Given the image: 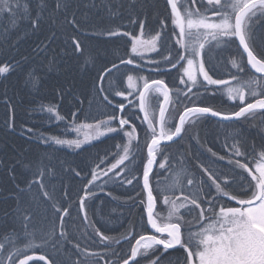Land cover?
Instances as JSON below:
<instances>
[{
	"label": "snow or ice",
	"instance_id": "obj_1",
	"mask_svg": "<svg viewBox=\"0 0 264 264\" xmlns=\"http://www.w3.org/2000/svg\"><path fill=\"white\" fill-rule=\"evenodd\" d=\"M46 7V0H43V3H38L35 7L25 5L21 11L19 3L14 8L9 0H0V13L9 14L13 24L17 16L26 19L33 32L40 31ZM61 8L66 10L68 5L64 0H57L54 10L59 11ZM166 9H170L166 19L172 26L166 41L162 39L163 29L167 28L165 21L160 22L162 31L150 33L147 37L143 22L138 24L139 35L113 29L106 32L109 37L128 39L125 41L124 55L118 57L119 63L112 61V67L102 70L103 74L98 76V80L103 81L109 74L115 75L113 69L119 72L123 65L127 68L125 75L129 89L127 95L122 87L113 88L109 92V95L123 97L115 104L109 99V95L104 97L113 109L107 119L79 123L80 117L73 112L70 114L72 124L69 125L55 106H49L48 119L54 117L64 122L66 131L70 128L77 132L78 137L83 133L84 139H62L55 136L41 138L48 146L66 145L77 149L84 144L95 147L92 141L105 142L101 140L102 137L121 141L114 162L109 161L101 169L100 165L105 163L108 153L102 158L98 157L99 162L91 170V180L87 181L84 189V197L79 200L78 207L81 211L84 210L85 199L95 196L96 189H103L109 182L121 187L131 185L132 191H136L140 179L133 172L137 170H130L125 163L135 159V149L140 155L142 168L141 192L146 193V203L144 196L137 193L140 195V203L144 205L142 219L146 214L144 231L137 233L133 230L131 234H125L123 239L128 244V249L124 250L120 240H113L100 229L94 228L93 235L99 237L103 248L100 251L82 249L81 244L73 242L65 230L67 222L64 217L70 216L68 209L53 198L55 188L52 187L50 191L49 184L43 182L47 171H38L36 175L40 178L29 181L27 188L31 191L33 184L37 186L38 196L34 198L38 201L37 207L42 203L55 214L56 221H59V232L57 233V225L53 221L52 229L40 237L42 244H35L34 239H27L29 235L34 236L29 229L33 227L36 213L30 207L25 208L17 199L13 219L18 220L24 230V238L17 233V239L24 244V248H17L15 253L9 252V264H16L12 255L17 258L23 256L19 264H26L33 259L27 254L28 250L46 246L50 238H53L52 243L57 247L61 241L73 243L77 252L83 251L86 257L91 258L78 260L75 264H101V261L103 264H264V137L258 155L256 146L249 149L238 135L233 138L232 144L226 145L227 156L208 148L207 151L215 159L206 158L207 162L200 166L202 174L199 177L191 174L182 163L173 168L164 157L172 144H178L184 138L187 133L186 124L195 125L208 117H219L221 121L239 120L241 117L254 115L257 109L264 115V0H166ZM257 22H260L259 28L256 27ZM70 23L78 30L75 18ZM73 42V51H79L81 45L75 40ZM41 45L37 46L38 51L47 48V44L41 42ZM213 52L216 57L221 58V63H230L236 69L235 72L229 69L230 79L216 75V66L212 64ZM146 53H156V56H148ZM225 56L227 60L222 59ZM138 61L146 63L142 65ZM130 65L133 67L128 68ZM149 65L155 67H148ZM9 67L12 66L7 63L0 67V75L7 73ZM144 68L149 73L158 72L161 76L169 75L175 69L179 85L183 87L173 85L170 88L162 78L140 75ZM241 73L244 74L243 77ZM254 73L260 75L257 77ZM120 84H123L122 79ZM99 91L104 89L100 88ZM173 91L175 101L172 99ZM149 92L163 97L158 117L154 112L150 115ZM217 92L223 93L230 101H238L239 110L226 114L203 103L208 95H215ZM181 96L188 103H184ZM249 96L255 97V101L248 100ZM170 102L184 104L178 123L172 125L166 119L167 108L164 106ZM137 108L139 111H136ZM140 112L144 113L141 124H147L146 129L141 128L146 141V156L136 136L135 121L140 119ZM28 131L31 132L32 129ZM149 136L150 142H147ZM134 141L137 142L134 144ZM158 155L161 157L160 162L157 161ZM220 161L226 163L219 164ZM154 165L161 169L167 165L173 171L171 181L163 189L159 185L154 187L150 182ZM101 174L107 179H102ZM75 175L80 176L81 173L76 171ZM98 180L101 183H95ZM92 185L95 186L91 187ZM17 188L24 191L19 185ZM129 199H132L131 195ZM161 201L167 205L165 216L156 211ZM233 201L234 204L230 203ZM193 221L195 227L191 226ZM83 222H87L86 214ZM186 224L189 226L185 227ZM113 244H120V249L113 250ZM2 248L3 245H0V249ZM113 256L116 260H112ZM39 259L44 260L45 257L40 256ZM52 264H55L54 260Z\"/></svg>",
	"mask_w": 264,
	"mask_h": 264
},
{
	"label": "trees",
	"instance_id": "obj_2",
	"mask_svg": "<svg viewBox=\"0 0 264 264\" xmlns=\"http://www.w3.org/2000/svg\"><path fill=\"white\" fill-rule=\"evenodd\" d=\"M9 2L14 8L19 3L23 11V6L35 7L36 4L43 3V0H9ZM64 2L67 3L68 8L55 11L57 0H46L47 7L43 12L39 32H33L26 19L17 16L13 24L9 14L0 13V67H4L6 63L12 66L7 73L0 75V245H3L0 249V264H9V252L15 253L17 248H24V244L17 239V233H20L21 238L25 237L24 230L19 221L13 219L17 199L25 208L30 207L36 213L33 227L29 229L34 236L29 235L27 239H34L35 244H42L40 237L52 229L53 221L56 222L57 233L59 232V221H56L55 214L50 209H46L42 203L37 207L38 201L34 199L38 196L37 186L33 184L31 191L27 188L29 181L40 178L36 175L38 171H47L43 182L49 184L50 191L52 187L55 188L53 198L58 204L62 202L68 209L70 216L64 217L67 222L64 226L65 230L70 234L73 242L81 244L82 249L100 251L103 248L99 243V237L93 235L94 228L100 229L113 240H120L124 250L128 249V244L123 239L125 234H131L133 230L137 233L144 231L146 214L142 219L144 205L140 203V195L144 198L145 195L141 192L140 155L135 149H133L135 159L125 163L130 170H137L133 172V175L140 179L136 191H132L131 185L121 187L109 182L103 186V189H96L95 196L85 199V207L81 211L78 207L79 200L84 197V189L87 181L91 180V170L99 162L98 157L102 158L108 153L105 163L100 165L101 169L109 161L114 162L121 141L102 137L101 140L105 142L92 141L95 147L84 144L77 149L66 145L48 146L41 138L55 136L62 139L82 140V133L78 137L76 131L70 128L65 130L64 122L54 117L48 119L49 106H55L69 125L72 124L70 114L73 112L80 117L79 123H94L95 120L107 119V115L113 109L104 97L109 95L113 88L122 87L126 95L129 89L125 75L127 68L123 65L120 66L119 72L113 69L115 75L109 74L103 81L98 80V76L103 74L102 70L112 67V61L119 63L118 57L124 55L125 41L128 39L119 36L109 37L106 32L113 29L120 32H135L139 35L138 24L143 22L147 37L150 33L162 31L160 22L165 21L167 28L163 29L162 39L166 41L168 31L172 27L170 21L166 19L170 9H166V0H64ZM73 18L78 21V30L70 23ZM256 27H260V22H257ZM74 40L81 45L80 50L76 52L73 51ZM41 42L47 44L44 51L37 50ZM145 55L156 56V53ZM212 57V64L216 66V75L230 79L229 69L232 72L236 69L232 68L230 63L227 65L221 63V58L216 57L215 52L212 53ZM222 59L228 58L225 56ZM138 62L142 65L146 63V61ZM13 67L15 70H12ZM131 67L133 66H128ZM140 75L162 78L170 88L173 85L183 87L179 85L175 69L171 70V74L161 76L158 72L149 73L148 69L144 68ZM240 75L244 76L243 73ZM133 83L135 84V80ZM100 88L104 91H99ZM109 99L115 104L123 97L109 95ZM172 99L175 101L174 91ZM181 99L184 103H188L183 96ZM247 99L255 101V97L249 96ZM197 100L199 102V98ZM203 103L226 114L239 110L238 101H230L220 92L208 95ZM183 107L184 104L169 103V110L165 116L169 119L170 125L176 123ZM136 111L139 109L137 108ZM157 113L158 111L156 116ZM139 116L140 119L135 121L136 136L146 156L144 147L146 141L141 128L146 129L147 124H141L143 116L141 113ZM185 127L187 133L184 138L178 144H172V147L164 153V157L173 168L179 167L182 163L191 174L199 177L202 174L200 166L207 162L206 158L215 159L207 151L208 148L219 155L227 156L226 145L232 144L233 138L237 135L249 149L255 145L258 155L264 137V115L259 111L247 118L242 117L231 122L217 121L208 117L195 125L186 124ZM28 129L32 131L29 132ZM149 141L150 136L147 142ZM157 161H161L159 155ZM241 162H243L242 158ZM218 163L224 164L226 161ZM76 171L81 175L76 176ZM172 177L173 171L167 165L164 169L156 165L150 176V182L154 187L159 185L160 189H163ZM101 178L107 179L102 174ZM135 182L134 180L133 183ZM17 185L24 191H19ZM138 192L140 195L137 194ZM129 195L132 199H129ZM156 211L160 212L161 216H165L167 205L161 201ZM85 214L87 222H83ZM191 226H196L194 221ZM52 239H48L46 246L29 249L27 254L44 256L45 259L29 260L27 264H52L53 260L55 264H75L78 260L91 259L86 257L83 251L77 252L73 243L61 241L57 247L53 245ZM120 247V244H113V250H119ZM23 258L12 255L16 264H19V260ZM112 260H116V257L113 256Z\"/></svg>",
	"mask_w": 264,
	"mask_h": 264
},
{
	"label": "rangeland",
	"instance_id": "obj_3",
	"mask_svg": "<svg viewBox=\"0 0 264 264\" xmlns=\"http://www.w3.org/2000/svg\"><path fill=\"white\" fill-rule=\"evenodd\" d=\"M148 98H149V100H148V102H149V104H150V106H151V111H150V115L154 112L155 113V115H156V111H158L159 110V106H160V103H161V101H162V96H160L159 94H157V93H154V92H149L148 94ZM166 108H167V111L169 110V103L167 104V106H166ZM144 114V113H143ZM84 139V135H83V133H82V140ZM94 141V140H93ZM181 210H184V209H181Z\"/></svg>",
	"mask_w": 264,
	"mask_h": 264
},
{
	"label": "water",
	"instance_id": "obj_4",
	"mask_svg": "<svg viewBox=\"0 0 264 264\" xmlns=\"http://www.w3.org/2000/svg\"><path fill=\"white\" fill-rule=\"evenodd\" d=\"M254 74H256V75H260V74H258V73H254ZM161 104H163V98H162V101H161V103H160V105ZM165 107L167 106V104L166 105H164ZM259 111H261V110H259V109H257L255 112H259ZM141 113V115L144 117V114H143V112H140ZM182 113V112H181ZM180 113V114H181ZM159 116V110H158V113H157V117ZM178 118H179V116L177 117V120H176V123H178ZM210 118H212V119H214V120H217V121H221L220 119H219V117H210ZM242 118V117H241ZM234 121H237V120H234ZM222 122H231V121H222ZM175 123V124H176ZM150 142V141H149ZM155 166L156 165H154V167H153V170L155 169ZM153 170H152V172H153ZM151 174L152 173H150V176H151ZM141 187H143V181L141 180ZM144 195H145V199H146V193H144ZM233 204H234V201L232 202ZM149 231L151 232V229H150V226H149ZM32 257H33V259H31V260H36V259H38L39 260V256H37V255H32ZM29 261V260H28ZM28 261L26 262V264L28 263ZM47 264H49V263H47Z\"/></svg>",
	"mask_w": 264,
	"mask_h": 264
},
{
	"label": "flooded vegetation",
	"instance_id": "obj_5",
	"mask_svg": "<svg viewBox=\"0 0 264 264\" xmlns=\"http://www.w3.org/2000/svg\"><path fill=\"white\" fill-rule=\"evenodd\" d=\"M172 259H175V257H173Z\"/></svg>",
	"mask_w": 264,
	"mask_h": 264
}]
</instances>
